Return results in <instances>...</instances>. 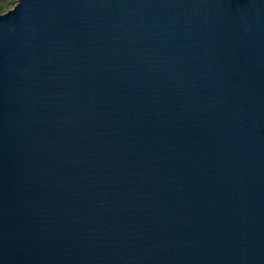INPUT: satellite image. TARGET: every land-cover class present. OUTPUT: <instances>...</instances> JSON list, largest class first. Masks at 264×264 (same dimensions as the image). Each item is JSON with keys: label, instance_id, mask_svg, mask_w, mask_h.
I'll return each instance as SVG.
<instances>
[{"label": "water", "instance_id": "obj_1", "mask_svg": "<svg viewBox=\"0 0 264 264\" xmlns=\"http://www.w3.org/2000/svg\"><path fill=\"white\" fill-rule=\"evenodd\" d=\"M0 264H264V0L0 14Z\"/></svg>", "mask_w": 264, "mask_h": 264}, {"label": "rangeland", "instance_id": "obj_2", "mask_svg": "<svg viewBox=\"0 0 264 264\" xmlns=\"http://www.w3.org/2000/svg\"><path fill=\"white\" fill-rule=\"evenodd\" d=\"M17 3L18 0H0V14L6 13L9 9H12Z\"/></svg>", "mask_w": 264, "mask_h": 264}]
</instances>
